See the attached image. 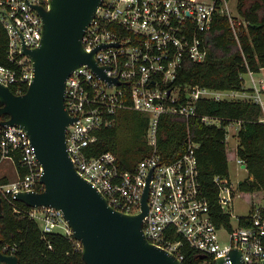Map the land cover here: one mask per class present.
Segmentation results:
<instances>
[{
  "label": "built area",
  "instance_id": "2783aa9c",
  "mask_svg": "<svg viewBox=\"0 0 264 264\" xmlns=\"http://www.w3.org/2000/svg\"><path fill=\"white\" fill-rule=\"evenodd\" d=\"M50 0H0V25L8 37L10 66L0 65V84L22 90L32 83L34 67L23 48L40 46L42 17L37 10L49 8ZM229 0H104L82 39L87 53L110 79L109 83L87 65L73 71L66 80L65 109L75 120L67 128V152L75 170L102 194L116 211L127 215L142 212V200L148 186V213L143 219L147 240L173 253L183 261L184 245L206 256L212 263L229 259L232 251L241 253L244 264L264 261V198L249 205L247 215L234 213L238 186L229 177L215 176L216 204L202 187L196 150L199 145L188 137L186 152L167 163L158 147L163 115L195 118L201 100L232 101L229 90L200 86H178L175 80L185 59L203 63L207 57L204 34L216 15L227 17L238 40L240 29L247 26L229 10ZM260 73L261 78L256 74ZM251 86L243 97L260 106L259 122L264 125V74L248 71ZM133 110L147 116L146 144L149 154L133 169L122 170L112 152L98 156L91 147L97 132L115 126L120 110ZM207 126L222 127L218 118L202 116ZM234 123L225 127L227 128ZM241 128L242 122H236ZM1 160L14 162L16 155L27 169L24 178L0 186V197L15 200L19 192L37 191L43 169L28 134L19 127L1 130ZM241 170L245 163L237 159ZM246 166V165H245ZM44 189V187H43ZM16 212H20L15 209ZM27 215L42 222L43 234L60 233L74 239L61 210L50 207L30 208ZM60 229L61 231H57ZM77 248L80 242L74 239ZM51 248V246L49 247ZM8 247L1 249L7 254ZM8 255H14L13 253Z\"/></svg>",
  "mask_w": 264,
  "mask_h": 264
},
{
  "label": "trees",
  "instance_id": "16d2710c",
  "mask_svg": "<svg viewBox=\"0 0 264 264\" xmlns=\"http://www.w3.org/2000/svg\"><path fill=\"white\" fill-rule=\"evenodd\" d=\"M237 12L247 22V26L240 29L238 40L230 29L227 17L216 15L210 30L204 34L206 60L195 63L185 59L178 71L176 85L242 91V75L248 71L264 74V0H238ZM7 45V34L0 25V65L4 66H10ZM11 90L16 93L15 88ZM26 91L27 87H24L22 93ZM198 114L190 119L173 115L161 117L158 147L163 161L170 163L180 158L187 150L190 136L199 145L196 157L200 182L215 205L218 190L213 178L229 177L225 127L241 121L236 158L243 160L249 177L239 183V192L242 198L251 195L249 205L262 200L264 125L259 122L260 106L254 102L201 100ZM202 116L218 118L222 127L205 125L201 121ZM5 119L8 116L1 117L0 121ZM117 122L116 126L97 132L98 141L91 147V154L98 156L112 152L122 170H131L149 154L146 144L148 118L140 112L125 109L118 112ZM1 130L0 126V143ZM14 165L19 178H24L27 169L21 165L19 155L15 156ZM37 191L42 192L43 187L39 185ZM1 198L0 247L7 246V254L17 256L19 264H86L82 250L77 248L74 239L60 233L43 234L38 223L27 215L28 206L12 198ZM182 250L184 264H212L208 258L201 259L202 254L186 245Z\"/></svg>",
  "mask_w": 264,
  "mask_h": 264
},
{
  "label": "water",
  "instance_id": "95a60500",
  "mask_svg": "<svg viewBox=\"0 0 264 264\" xmlns=\"http://www.w3.org/2000/svg\"><path fill=\"white\" fill-rule=\"evenodd\" d=\"M103 1L50 0L47 10L38 7L43 21L40 46L33 50L23 48V54L33 62V81L23 95H16L0 84V118L8 116L0 121V126L22 128L43 169L40 179L43 191L19 192L15 200L29 208L61 210L74 239L82 245L86 264H184L173 253L151 244L144 235L143 219L149 210L148 186L140 214L120 213L92 184L79 176L67 152V128L75 120L64 103L68 77L87 65L109 83H118L98 67L97 50L87 53L82 44ZM2 211L0 197V216ZM0 264L19 262L17 256L2 252L0 247ZM212 264L244 262L241 253L234 250L228 260L218 259Z\"/></svg>",
  "mask_w": 264,
  "mask_h": 264
},
{
  "label": "rangeland",
  "instance_id": "374dc122",
  "mask_svg": "<svg viewBox=\"0 0 264 264\" xmlns=\"http://www.w3.org/2000/svg\"><path fill=\"white\" fill-rule=\"evenodd\" d=\"M237 4L238 0H229L228 6L231 14L235 16L236 18H241L238 15L237 12ZM257 78H261L262 75L260 73L256 74ZM243 78V88H249L251 86L250 78L247 74L242 75ZM235 93V97L233 101H242V102H253L252 99H248L243 97L245 93H249V91L246 89L245 91H234V90H229ZM118 124L117 120L115 123V126ZM239 126L237 124H232L227 128V148H228V167H229V179L232 182L234 186H238L240 182L246 180L249 177L248 171L246 170H241L240 165L237 162L236 158V151L237 147L239 145ZM19 179L17 173H16V168L14 166V162L7 160V159H2L0 160V186H5L12 184L16 182ZM239 190V189H238ZM250 199H252L251 195H246L244 198H237L235 197L234 201V213L238 216L240 215H247L249 212V204ZM38 225L41 227L42 222L38 221ZM57 231H61L58 229Z\"/></svg>",
  "mask_w": 264,
  "mask_h": 264
},
{
  "label": "crops",
  "instance_id": "0c3cea01",
  "mask_svg": "<svg viewBox=\"0 0 264 264\" xmlns=\"http://www.w3.org/2000/svg\"><path fill=\"white\" fill-rule=\"evenodd\" d=\"M246 89H248V88H244V91L246 90ZM236 123V122H235ZM15 166V165H14ZM16 168V167H15ZM16 173H17V175H18V172H17V169H16ZM19 177V176H18Z\"/></svg>",
  "mask_w": 264,
  "mask_h": 264
},
{
  "label": "bare ground",
  "instance_id": "6f19581e",
  "mask_svg": "<svg viewBox=\"0 0 264 264\" xmlns=\"http://www.w3.org/2000/svg\"><path fill=\"white\" fill-rule=\"evenodd\" d=\"M203 256V255H202ZM206 259V258H205Z\"/></svg>",
  "mask_w": 264,
  "mask_h": 264
}]
</instances>
